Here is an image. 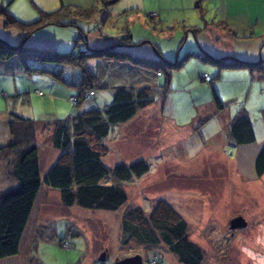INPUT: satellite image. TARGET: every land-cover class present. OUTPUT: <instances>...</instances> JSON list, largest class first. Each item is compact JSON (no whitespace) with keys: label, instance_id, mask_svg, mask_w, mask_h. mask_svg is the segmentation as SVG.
<instances>
[{"label":"rangeland","instance_id":"1","mask_svg":"<svg viewBox=\"0 0 264 264\" xmlns=\"http://www.w3.org/2000/svg\"><path fill=\"white\" fill-rule=\"evenodd\" d=\"M196 1L192 9L189 0H118L105 8L96 2L94 13L83 19L78 12L94 3L81 0L88 7L67 5L78 11L71 12L73 24L44 28L48 37L60 38L59 52L104 48L130 35L137 57L162 58L179 68L155 72L131 64L130 69L111 66L101 59L86 63V69L106 86L98 91L101 95L120 86L152 90L150 106L131 122L111 128L103 141L108 153L102 158L109 169L143 160L149 170L123 183L128 199L116 211L66 207L58 190L43 196L42 207L36 205L34 212L39 231L25 245L17 264H23L24 258L27 264H113L116 259L135 255L149 264L153 253L162 258L161 264H180L165 245L148 248L134 241L122 243L123 212L134 205L148 216L158 200L170 204L187 222L189 237L202 249L201 264H264V174L257 177L254 172L258 148L264 141V53L262 68L252 73L247 69L219 70L202 60L197 32H193L195 25H203L200 12L194 11ZM38 2L14 0L11 4L17 16H34L32 22L39 14L33 5L40 10L48 7ZM200 4L212 22L223 17V9L231 5L242 9L253 6L252 19L264 14V0H200ZM232 29L239 35L245 30L255 35L262 32L260 24ZM31 65L38 70L25 73L0 66V146L12 142L5 123L8 111L34 120L39 129L69 120L82 108L69 99L78 92L75 86L81 79L80 68L34 61ZM39 70L61 71L63 81ZM203 71L210 75L212 87L200 79ZM213 90L229 117L207 114L210 103L214 107ZM240 109L254 130L255 143L249 148L236 146L232 139L233 145L228 144L225 138L227 120ZM101 183L113 184L111 174ZM237 216L244 218L247 226L230 230L229 222ZM63 241L68 242L67 249ZM102 253L105 259L99 261Z\"/></svg>","mask_w":264,"mask_h":264},{"label":"trees","instance_id":"2","mask_svg":"<svg viewBox=\"0 0 264 264\" xmlns=\"http://www.w3.org/2000/svg\"><path fill=\"white\" fill-rule=\"evenodd\" d=\"M97 1L101 2L105 8L115 4L118 0ZM195 8L200 11V15H203L200 0L196 1ZM94 10V6L77 11L78 14L68 6H62L56 11L46 13L39 10L37 20L24 23L12 15L7 8H0V16L4 19L5 27L16 28L24 34L17 45H10L0 39V66L10 70L20 69L25 73L38 70L31 65L33 61L80 68L81 79L78 85L79 92L76 95L79 98V104L85 100L86 92H94V86L106 87L97 75L86 69V63L89 60L101 59L111 66L123 65L127 69L134 66L155 72L165 71V68H179V64H170L162 58H141L123 50V48L131 47L130 35L120 38L107 47L89 48L79 52H74V50L59 52L25 44L28 36L43 27L73 24L75 15L71 14L72 11L78 17L86 19L94 13ZM193 32L196 33L198 30L193 29ZM199 57L220 69L245 68L255 72L262 68L261 61L245 62L234 58H215L204 52ZM39 71L49 73L63 81L61 71ZM209 78V81L203 77L202 80L211 82L212 79L210 76ZM151 91L149 88L115 87L111 103L103 110L94 108L77 114L74 119L72 118V123L61 120L55 122L51 130V144L60 152V155L43 176L40 174L37 147L34 142L33 121L13 112L10 113L7 125L13 140L5 146H0V157H6L9 153L16 154L12 176L16 179L17 186L0 194V260L18 254L22 236L42 185L58 190L61 203L66 207L76 205L93 211H116L127 202L123 183L130 182L133 178H140L148 172L149 167L143 160H138L129 165L117 164L112 169L107 168L102 162V158L108 153L103 141L114 125L126 123L139 111L153 103ZM212 94L217 110L223 109L224 105L214 90ZM230 135L234 143L238 145L253 143L255 139L251 122L245 116L234 118L230 126ZM254 172L257 177L264 174V141L254 163ZM110 174L114 183L102 184L101 180ZM149 212L146 216L142 207L134 205L123 212L120 228L124 245L129 241L149 246L148 248L165 245L168 252L175 256L180 264L202 263V249L189 239L187 222L170 204L164 200H158ZM38 228L36 234L39 231ZM64 242L68 243L63 241L62 246ZM153 254L151 260L154 257L162 260L159 255Z\"/></svg>","mask_w":264,"mask_h":264},{"label":"crops","instance_id":"3","mask_svg":"<svg viewBox=\"0 0 264 264\" xmlns=\"http://www.w3.org/2000/svg\"><path fill=\"white\" fill-rule=\"evenodd\" d=\"M13 1L14 0H0V8H7L12 15L17 17V19L24 21V23H31L30 21L32 19H34V16L28 17V18H26L25 16H17L18 14H16V12L14 11V9L12 7L13 4H11ZM36 1H39L38 2L39 6H43V4L47 5L48 6V7H46L47 9H44V10L45 11H51V12L56 11V10L60 9V7L67 6V5L68 6L76 5L80 8L88 7V6H85L84 4H81V0H36ZM88 1H90V5H92L94 3V5H93L94 7H96L95 3L98 2L97 0H88ZM193 2H194V0H189V5H190L191 9L193 6L192 5ZM247 3H250V2L248 1ZM260 3L263 4L262 2H260ZM228 4H229V2H228ZM231 6L232 7L229 6L225 9H223V15L224 16L218 18V20H216L214 22L209 21V18L207 17V15L204 14L206 9L201 10L203 15H198V16H199V19L201 17V20L203 21V25H200V26L195 25L196 27L193 28V29L198 30V32L196 34V36H197L196 41L199 44L200 49L202 50V52L208 54L209 56L215 57V58H234V59H237L239 61H245V62L263 61V60H261L262 54L264 53V14H263V12H262L260 19L259 18L252 19L251 18V11L254 9L253 6L246 5L243 7V9L239 5L238 6L231 5ZM37 7L38 6L33 5V8L35 10H37V12H38L40 9H38ZM261 9H263V8H261ZM44 10H40V11L45 12ZM194 11L197 12V14L200 12V11H197V9L195 7H194ZM37 18H39V14H38ZM259 24H260V27L262 26V32H260L259 35H255L254 33L248 34L247 30H245L244 33L239 35L238 31L235 32V30L232 29L233 27L235 29H238V26H243V27L249 26V28H250V27H254V26L259 25ZM66 26H68V25H66ZM57 27H64V26H57ZM220 27H224V28H220ZM44 28L45 27L40 29L42 31L38 30L39 32L28 36L25 40V44L27 46H30V47L48 48V49L58 50V47L60 46V38L57 39L54 37H48L44 33ZM222 30L228 31L230 34L221 33V32H223ZM80 35H84V34H80ZM23 36H24V34L16 28H6L4 25V19L0 16V39L4 40L5 42H7L10 45H17L20 42V40L23 38ZM84 37H85V35H84ZM123 50H128L131 55L136 54V52L133 51L134 50L133 46L128 47V48H123ZM140 51L143 54H146V52L143 49H140ZM259 59H260V61H259ZM211 65L214 66L213 64H211ZM218 69L223 70L220 68H218ZM227 70H230V69H227ZM241 70H245V68H243ZM231 71H234V70H231ZM202 73H203L202 75H204V74L208 75V73H206L205 71H203ZM208 76H210V75H208ZM200 79L202 80V77ZM211 82H206V83H208L212 87L213 84ZM64 83H65V80H64ZM79 83H80V81H79ZM75 87L77 88V90L79 92L78 85ZM93 89H94L93 91L95 92L94 97L88 98V99H85L84 101H82L79 104V107L81 106L82 108L80 110H77L78 112L74 115V117L77 114L84 113V112H86L90 109H94V108L103 110L106 106L109 105L108 101H110V100L112 101L114 90L108 94L104 93L101 95L98 91L104 89L103 87L98 85L97 87L94 86ZM78 92H77V94H78ZM77 94H71V95H77ZM213 104H214V102H213ZM210 107H211L210 112L207 111L208 113L205 112V114L207 113L209 115H211V114L212 115H222L226 110L225 105H224L223 109H221V110H217L215 105L213 107L212 103H210ZM212 109H213V111H211ZM143 110H145V109H143ZM11 112L12 111L7 112L8 117L5 118L6 119V122H5L6 125L8 124V121L10 120V113ZM13 113H15V112H13ZM243 113H245V111L243 109H240L231 119H228L226 122L225 138L228 141V144L233 145L232 142L230 141V139H232V137L230 135V126H231V123L234 120V118L239 117V116H245L248 118V116H246ZM137 114H139V113H137ZM224 115L229 117L228 113H226V114L224 113ZM135 116L132 117L130 120H128L126 123L134 120L136 118ZM74 117H72V118L74 119ZM72 118H69V120L64 119L61 121H68L69 123H72V120H73ZM54 123H49L48 125L42 126V127L40 126V128L37 129L35 126V121H34V126H35V140H34V142H35L36 147H37L38 163H39L41 176L44 175V173L47 171V169L56 161V159L60 155V152L58 150L54 149L52 144H51V130L53 128ZM126 123H124V124H126ZM7 127H8V125H7ZM138 129H142V128H139V126H138ZM131 131L132 130H130V132ZM7 134L9 136V139L11 138V141H12L13 138L10 135L9 130L7 131ZM44 134H45V137L43 136ZM254 137H255V135H254ZM9 139H7L5 141H8ZM232 141H233V139H232ZM9 143L10 142H8V144ZM253 143H255V139H254ZM253 143L244 144V145H238L236 143H234V144L236 146H243V147L249 148V147H251V145H253ZM262 146H263V143L258 148L259 151L256 155V158H257ZM54 150H56V151H54ZM256 158H255V161H256ZM15 160H16V154L15 153H9V154H7L6 157H0V194L7 192V191H9V190H11L17 186V181L12 176L13 164L15 163ZM43 162H44V164H43ZM41 164H43L44 170H41L42 169ZM48 188H49L48 186L43 187V185L40 187V190L38 192V195H37L36 200H35L34 205H33V209H32L28 224L25 228L24 234H23L21 242H20L18 254L15 256H11V257L1 259L0 264H17L20 261V259H17V258L23 253V248H26L25 245L30 242L32 235L37 231V228L40 226V224L37 223L38 217H36V215H34L35 208L37 206H39V208L42 207L41 204H42V201H44L43 196H47V194L55 192V191H53L54 189L50 188L51 189L50 190ZM36 213L38 214V212H36ZM32 222H34L33 226H32ZM189 239L192 242H194L192 240V238L189 237ZM194 243H196V242H194ZM22 262H23V264H27V260L25 258Z\"/></svg>","mask_w":264,"mask_h":264},{"label":"water","instance_id":"4","mask_svg":"<svg viewBox=\"0 0 264 264\" xmlns=\"http://www.w3.org/2000/svg\"><path fill=\"white\" fill-rule=\"evenodd\" d=\"M247 226L246 221L241 216L234 217L229 222V229L230 230H236V229H242ZM105 259V253H102L99 256V261H103ZM113 264H143L142 257L140 255L135 256H129L125 257L123 259H116Z\"/></svg>","mask_w":264,"mask_h":264},{"label":"built area","instance_id":"5","mask_svg":"<svg viewBox=\"0 0 264 264\" xmlns=\"http://www.w3.org/2000/svg\"><path fill=\"white\" fill-rule=\"evenodd\" d=\"M202 77H203L206 81H209V80H210L209 76L206 75V74H204ZM93 94H94V92H92V91H88V92H86V94H85V99L91 98V97L93 96ZM69 99H70V102L73 104V106L76 107V106L79 104V98H78V96H76V95H74V96H70ZM63 246H64L65 248H67V247H68V243L64 242V243H63ZM157 261H159V262H157ZM161 263H162V260H158L157 257H154V259H152L151 262H150V264H161Z\"/></svg>","mask_w":264,"mask_h":264}]
</instances>
